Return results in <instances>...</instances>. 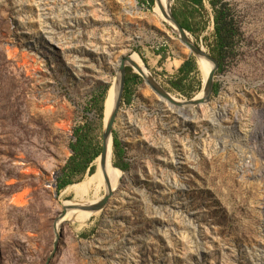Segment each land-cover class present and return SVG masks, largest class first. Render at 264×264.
Instances as JSON below:
<instances>
[{"label":"rangeland","instance_id":"1","mask_svg":"<svg viewBox=\"0 0 264 264\" xmlns=\"http://www.w3.org/2000/svg\"><path fill=\"white\" fill-rule=\"evenodd\" d=\"M225 1L242 37L215 71L208 101L164 102L127 65L140 78L131 101L120 100L112 135L129 169L103 208L62 221L50 264H264V0ZM152 4L0 0V264H44L64 207L107 193L95 196L90 183L75 191L95 172L59 193L56 178L76 127L91 120L101 146L103 122L90 100L99 86L109 89L122 56L141 62L178 101L201 91L210 71L200 73L197 56ZM166 4L173 15L182 7L181 0ZM206 8L204 28L188 37L210 54ZM189 57L197 72L186 98L169 81Z\"/></svg>","mask_w":264,"mask_h":264},{"label":"trees","instance_id":"2","mask_svg":"<svg viewBox=\"0 0 264 264\" xmlns=\"http://www.w3.org/2000/svg\"><path fill=\"white\" fill-rule=\"evenodd\" d=\"M143 1V0H142ZM151 5L152 0H147ZM182 7L180 12H174V17L180 22L181 26L190 34L197 37L198 33L204 28L205 23L201 21L207 12L206 4L212 12V22L214 38L208 45L210 55L218 63V70H223L228 61L238 52V41L242 37L239 22L235 17V11L225 0H181ZM154 5V0L153 4ZM171 12V8H170ZM172 13V12H171ZM172 15V14H171ZM156 54L164 56L160 52ZM161 62V60H160ZM131 68H126L125 82L122 92V100L129 103L132 98V88L137 83L140 76L131 72ZM197 72V65L193 57L184 60L178 67L179 76L169 81L174 90L179 91L186 98L192 97L190 81L192 74ZM200 86L198 82L197 87ZM108 86L102 85L97 88V92L90 100V105L96 110L102 127L104 117V100ZM217 91L214 86L213 92ZM113 164L122 171L129 169V162L126 160V150L117 135L113 133ZM71 155L61 168L56 178V190H61L77 182L85 173L92 175L95 172L94 160L99 155L101 146L96 128L91 120L79 125L73 131V140L70 142Z\"/></svg>","mask_w":264,"mask_h":264},{"label":"water","instance_id":"3","mask_svg":"<svg viewBox=\"0 0 264 264\" xmlns=\"http://www.w3.org/2000/svg\"><path fill=\"white\" fill-rule=\"evenodd\" d=\"M171 20L178 30L180 41L190 50V52L193 53L195 56L206 57L208 60L213 62V69L209 72L207 80L202 85V88L207 89V94L206 96L200 97V98L195 97V98L185 100V101H178L172 98L164 88H162L159 84H157L152 79L151 76H150V79H146V82L149 84V86L152 88V90L156 94L160 95L163 98H166L170 103L178 107L197 106L209 100L210 94L212 93V90H213V77H214L215 71L218 69L219 63L210 54H207L206 52H204V50L201 47L194 44L190 40V38L188 37V32L181 26L180 22L173 16V14L171 15ZM130 57L131 55L122 56L119 60V66H118L119 83L116 88L115 94H113V99H112L113 102L108 112L107 118H105V110H106L105 104L108 101L109 96H107V98L105 97V100H104V111H103L104 118H103V130H102V137H101L102 139L101 150H100L99 155L95 158V159L97 158L100 159L101 167L104 170H105L106 161L108 158V145H109L108 139L111 138V146L113 143V135H112L113 124H114L116 115L119 110L120 100L122 98V92H123V87H124V82H125L126 67L128 64L131 66H135ZM138 73L142 75V71L140 69H138ZM119 170L122 171L121 169ZM106 181L108 182L109 187H108L107 193L100 200H98L97 202L91 203V204H86V205L85 204H75L72 206H65L63 211L57 218L56 224L66 214L68 209L74 208V209H81L85 211H96V210H100L101 208H103L105 204L107 203L108 199L110 198V196L112 195V189H110V178H108V176H106ZM55 232H56V238L54 241L53 250L50 253V255L47 257L46 262L44 264H50L52 258L55 256V253L57 251L60 234L57 232L56 226H55Z\"/></svg>","mask_w":264,"mask_h":264},{"label":"bare ground","instance_id":"4","mask_svg":"<svg viewBox=\"0 0 264 264\" xmlns=\"http://www.w3.org/2000/svg\"><path fill=\"white\" fill-rule=\"evenodd\" d=\"M166 5H167L166 0H154V11L157 12V15L161 18L162 22L169 25L178 34V38H179L180 36H179L178 30L171 20V12H170V10H169V12H167V10L165 8ZM131 57H132V55H131ZM197 58H198V67H199V71L201 74H203L202 66L206 69L207 73L213 69V62L212 61L208 60L206 57L197 56ZM134 59L137 61L135 56H134ZM131 60H132V58H131ZM132 62L134 63L135 66H133V67H134V69L137 70V72H138V69H140L142 71V75L144 76L145 80L150 79L147 70L145 69L144 65L141 62H138V61L134 62V60H132ZM207 77H208V75H207ZM206 80H207V78H206ZM118 83H119V72H118V68H117L116 79H114L113 83L110 85V87L107 91V95H106V98H107V96H109V98L105 104V109H106L105 110V114H106L105 118H107L108 112L111 108V105L113 102L112 101L113 94H115V92H116V88L118 86ZM206 94H207V89L202 88L196 98L206 96ZM163 101L168 102V100L166 98H163ZM108 144H109L108 145V158L106 161L105 170L102 169V167H101L100 159L99 158L95 159V161H94V164L96 166L95 173L91 177L86 179L85 181H83L79 184L73 185L75 191H77V192L80 191L83 193V191L86 187V183H90L92 186L91 188H93L92 189L93 194H95V196H97V193H98L100 188H102V189L105 188L106 190H108L109 184L106 181V176H108V178H110V189H112V191L115 190L119 186L122 173L117 167L114 166V164H112L111 138L108 139ZM89 180H90V182H89ZM69 189H70V187L67 190H69ZM13 200L16 203H19V202H21V197L20 196L15 197ZM71 209H73V211L69 215H67L64 219L60 220L56 224L57 229L60 227L62 221L68 220V219L82 221L84 218H87L88 214L91 212V211H87L85 216H84L85 210L74 209V208H71Z\"/></svg>","mask_w":264,"mask_h":264},{"label":"crops","instance_id":"5","mask_svg":"<svg viewBox=\"0 0 264 264\" xmlns=\"http://www.w3.org/2000/svg\"><path fill=\"white\" fill-rule=\"evenodd\" d=\"M180 66V65H179ZM166 69V68H165ZM174 77V74H170L169 78H173Z\"/></svg>","mask_w":264,"mask_h":264}]
</instances>
